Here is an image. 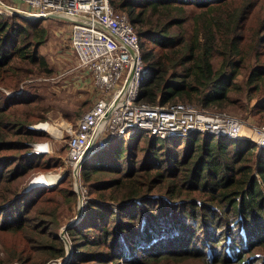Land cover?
I'll use <instances>...</instances> for the list:
<instances>
[{
  "label": "trees",
  "instance_id": "16d2710c",
  "mask_svg": "<svg viewBox=\"0 0 264 264\" xmlns=\"http://www.w3.org/2000/svg\"><path fill=\"white\" fill-rule=\"evenodd\" d=\"M111 3L117 10L127 13L139 35L143 60L152 70L141 90L143 100L162 104L187 102L204 110L214 106L222 109L231 102L233 87H239L235 79L242 68H247V84L251 90L264 85V65L260 63L264 17L259 16L255 26L246 24L254 11H264V0H111ZM48 19L34 20L0 13V86L17 89L34 72L51 74V68L38 50L49 38L48 28L43 24ZM249 37L251 39L245 42ZM17 103H8L0 87V165L4 161L3 151L13 144L27 156L32 146L25 143L37 133L23 128L31 121L29 118L8 112L9 104ZM136 135L141 136V133L135 132L131 139H136ZM150 136L146 161H133L135 154L131 153L127 158L125 153L133 147L122 143L113 149L107 161L81 165L83 184L89 189L88 209L95 212L88 213L89 217L68 229L73 236L72 242L80 247L110 243L112 248L96 254L75 253L78 256L75 264L97 258L103 261V256L113 264H120L122 259L130 261L126 251L118 245L123 238L149 225L150 230L145 232L149 237H153L149 232L159 231L160 237L166 238L183 224L195 230L203 225L219 230L218 235H227L226 238L230 237L233 242L241 240L244 228L247 239L242 237L241 248L233 245L235 251L232 248L231 253H235V258L226 255L224 260L244 257L264 247V155L259 154L260 160L254 167L256 144L236 143L226 136L200 132L184 138ZM137 139L141 142V138ZM161 145L168 151L164 153L167 158H161L157 151V146ZM141 149L143 146H136V150ZM27 168V165L22 166L17 173L14 168L8 173L3 169L0 172V230L23 234L14 247L15 255L10 259L0 258L1 264H47L64 257L67 252L59 235L45 225L61 226L58 220L60 201L55 202L56 195L73 204L77 194L70 183L59 182L56 186H44V190L31 199L33 203L26 202L20 182ZM105 171L116 172L117 176L109 179L94 176L105 174ZM47 197L54 203L51 206L54 210H41L30 217L31 206ZM138 200L154 201L151 212L142 214ZM109 203L115 204L117 210L113 211ZM221 217L226 218L224 224H221ZM109 221L113 222V227ZM233 226L235 229L231 231ZM27 245L39 253L37 261L25 252ZM196 252L188 251L190 254ZM223 252L224 245L217 255ZM168 254L149 252L144 254L149 257L141 259L140 263L167 259ZM254 257L250 256L249 263L259 260L257 256L252 259ZM260 258L264 264L263 253Z\"/></svg>",
  "mask_w": 264,
  "mask_h": 264
},
{
  "label": "rangeland",
  "instance_id": "374dc122",
  "mask_svg": "<svg viewBox=\"0 0 264 264\" xmlns=\"http://www.w3.org/2000/svg\"><path fill=\"white\" fill-rule=\"evenodd\" d=\"M0 2L4 4L0 5V13L6 15L15 14L9 10L6 5L23 10H26L28 7L24 1L0 0ZM125 14L127 15V13ZM259 16L264 17V11H254L246 21L247 26H255ZM43 24L48 28L49 38L38 48V50L39 53L45 57L48 66L51 68V74H46L47 72H34L33 75L22 81L17 89H7L0 86L1 89L5 91L8 103L19 102L13 105L9 104L8 112L21 115L26 119L29 118L31 121L23 128L37 132L32 140L25 143L32 146V151H29V154L26 156L23 155L24 151L16 144L9 146L3 151L5 155H3L4 161L1 162L0 165V172L3 169L4 173H8L10 169L14 168V173H17L22 166L27 165L29 167L26 170V175L22 178L23 181L20 182L21 179L19 178L17 182L21 183L22 192L26 194L24 195V200L26 202L30 200V203L34 202L31 200L34 196L44 190L45 185H38L37 187L29 186L31 185L32 180L38 176L48 174L58 175L59 180L56 185H58L59 182L63 185L66 183L71 184L72 189L77 194L75 203L72 204L69 200H64L62 196L59 195H56L55 199V202L58 200L60 201L58 220L61 226L56 228L50 223H47L45 226L48 227L53 234H58L59 238L62 239L65 245L66 241H68L71 246L69 259L67 258L66 252L64 257L50 260L47 264H65L63 262L66 259H68L66 264H70L71 262L72 264H75L78 259V256H75V253L96 254L102 251H109L112 248L110 243L100 245L86 244L84 247L77 246L72 242L71 238H73V236L68 230L70 227L78 225L85 217H89L88 213L95 212L90 210V208L88 209L87 203L90 201V196H88L87 193L89 189L83 184L84 180L82 178L81 166L79 167L77 174L79 187L76 184L75 168L77 166V161L83 152L82 149L84 148V143L91 137V134L88 132V130L91 129L85 127L83 116L92 107L96 100L102 96V94L94 84L90 72L86 68L80 66L77 55L70 45L71 23L68 19L65 17H53L43 21ZM245 33L250 35L247 30H245ZM250 39L251 37L246 39L245 42H248ZM148 42L149 44H153L151 40H148ZM260 50L263 51L260 57V63L264 65V41L261 42ZM247 73V68H242L241 73L235 79V82L239 87H233V90L230 92L231 102L222 107V109H219V106H214L205 108L204 110V108L196 106L200 108L199 110L208 113H226L245 126L241 129V133H244V136L247 139L240 137L243 134H239V136L234 138L228 137V132L223 130L213 131V134L214 136L222 135L229 139H234L233 142L236 143H246L249 141L252 142L251 144L253 145L256 144V148H254L255 167L260 160V155H264V150L258 147L255 140L258 138L256 137V132L253 131L255 128L264 127V85L257 90H251L250 85L247 84ZM80 111H82L80 115L81 118L77 116ZM246 122L255 126H249ZM43 125H48L49 128H58L61 132L60 134H55V132L52 133L51 130V132L48 131ZM136 133H141V136H135L136 139H131L132 137L128 140L122 137L114 138L106 147L87 157L82 164H84V162L88 164H100L105 162V160L107 161L111 157L113 149L122 143L128 145L132 144L131 147L133 148L125 153L127 158L129 157V153H131L132 155L135 154L132 156L133 161H140L141 159L142 161H146V155L148 154V150L146 149L148 147L147 144L151 140V136H145L146 134L142 132ZM137 138H141V142H139V139ZM248 138H251L252 140H249ZM37 145L44 146V148H40V151L38 152L37 150L34 151L33 148ZM136 146H143V149L136 150ZM173 146L176 147L177 143ZM180 147L182 148L183 145ZM157 151L161 154V158H167V155L164 153L168 151L164 145L157 146ZM16 156L21 157L15 159L14 157ZM24 156L26 157L24 158ZM102 156H105L103 160L97 162ZM174 157H178L176 150ZM4 165L6 166L5 168L3 167ZM164 166H166V164ZM104 173L105 174L96 173L94 176H99L103 179L117 176V173L112 171H105ZM78 192L81 193V197L78 195ZM48 198L49 197H47L45 201L36 202L31 206L30 217L35 216L41 210L49 212L54 210V208L51 207L54 203H50ZM151 202L154 201L148 200L147 203L140 200L137 201L140 210L143 212L142 214L151 212ZM145 204L147 207L149 206L148 209H145ZM109 206L113 211L117 210L115 204L109 203ZM78 214V220L64 231V238H62L61 236L64 226L68 222L74 220ZM218 214H220V212ZM123 219L130 220L127 217H123ZM221 219L223 220L221 224H224L226 218L221 217ZM55 222L57 223V218ZM108 223L110 224V227H113L112 221H109ZM219 223L220 222L218 221L217 224ZM153 224L156 225L155 222ZM207 224L210 225L209 223ZM118 225L119 224H116V226ZM150 226L151 225L145 226L143 231L122 239L118 247L126 251V257L127 259H130V261L124 262V259H122L120 264H143L140 263V260L149 257H145L144 254L150 252L152 255H156L163 251L170 253L168 254L167 259H163V257V260H153L151 264H262L260 254H264V247H260L250 254L246 253L244 257L234 260L223 259L226 255H231V257L235 258L236 255H234L235 253H231V250L233 248L235 251V247L241 248V244H243L242 237L243 240L247 239L244 228L241 230L243 233L241 240L233 242L234 240L230 237L226 238L227 235H218L219 230L210 227L207 229L204 228L203 225H200L196 230L192 229L190 225H179L176 227L178 231L166 238H161V235L158 234L159 231L149 232V235L153 234V237L146 236L145 232L150 230ZM234 229L235 226H233L231 231ZM233 235L234 234H232V236ZM22 236V232L0 230V258L5 257L6 259H10V256L15 255L14 247L22 240ZM155 238H157V240ZM148 240H150V243H148ZM222 245L225 246V252L217 255L218 250L222 249ZM233 245H235V247H233ZM192 250H196L197 252L195 254L188 253V251ZM25 252L29 253V256H31L33 260L37 261L39 259V253L31 249L30 245L26 246ZM250 256H257L259 260L255 262L252 260L251 263H249ZM103 257V261H101V258H97L91 262L80 264H97V262L99 264H113L109 261L110 259H105V256ZM255 257L252 259H255ZM14 264L17 263L15 262Z\"/></svg>",
  "mask_w": 264,
  "mask_h": 264
},
{
  "label": "built area",
  "instance_id": "2783aa9c",
  "mask_svg": "<svg viewBox=\"0 0 264 264\" xmlns=\"http://www.w3.org/2000/svg\"><path fill=\"white\" fill-rule=\"evenodd\" d=\"M18 1L26 2L28 7L24 11L30 18L52 14L68 19L70 45L80 66L90 72L102 94L83 116L91 137L84 141L82 154L86 150L87 153L82 162L114 138L128 140L138 131L167 139L223 130L228 137L243 134L240 137L246 138L241 133L245 126L226 113H208L187 102L162 104L141 98L142 87L152 70L143 60L134 25L111 0ZM253 131L258 137L255 139L258 147L264 150V127Z\"/></svg>",
  "mask_w": 264,
  "mask_h": 264
},
{
  "label": "water",
  "instance_id": "95a60500",
  "mask_svg": "<svg viewBox=\"0 0 264 264\" xmlns=\"http://www.w3.org/2000/svg\"><path fill=\"white\" fill-rule=\"evenodd\" d=\"M0 5H4V4L0 2ZM6 7H7L9 10H11L12 12H14L15 14H17V15H20V16H23V17H28L27 14H26V12H25L23 9H19V8H15V7L7 6V5H6ZM53 17L55 18V15L48 14V15H42V16H39L38 18H41V19H48V18H53ZM221 133H224V132H221ZM209 134H213V130H209ZM86 153H87V150L82 154V157H81V159L79 160V162H77V166H76V168H75V178H76V184H77V185H78V176H77V174H78V170H79V167L81 166L82 160H83V158L85 157V154H86ZM78 187H79V185H78ZM78 195L81 197V193H80V192H78ZM78 217H79V214H78V216H76V217L74 218V220L68 222V223L64 226V228H63V230H62V236H61L62 238H64V236H63L64 231H65L67 228H69L70 226H72V225L78 220ZM65 241H66V239H65ZM66 245H67V258L69 259V256H70V254H71V246L69 245L68 241H66ZM68 259H66L63 263L66 264L67 261H68Z\"/></svg>",
  "mask_w": 264,
  "mask_h": 264
},
{
  "label": "bare ground",
  "instance_id": "6f19581e",
  "mask_svg": "<svg viewBox=\"0 0 264 264\" xmlns=\"http://www.w3.org/2000/svg\"><path fill=\"white\" fill-rule=\"evenodd\" d=\"M28 17H31V16L28 15ZM44 127L47 128L48 131L51 130L52 133L55 132V134L56 133L57 134H60V132H61L58 128H54V127L49 128L48 125H45ZM37 146H39V148H44V146H41V145H37ZM90 154L88 156H90ZM58 180H59V176L58 175L48 174V175L38 176L37 178H35L34 180H32L31 185H29V186L30 187H35V186L37 187L38 185L54 186V185L57 184Z\"/></svg>",
  "mask_w": 264,
  "mask_h": 264
},
{
  "label": "clouds",
  "instance_id": "9594fccd",
  "mask_svg": "<svg viewBox=\"0 0 264 264\" xmlns=\"http://www.w3.org/2000/svg\"><path fill=\"white\" fill-rule=\"evenodd\" d=\"M36 150H37V152H38V151H40V148H39V146H36Z\"/></svg>",
  "mask_w": 264,
  "mask_h": 264
},
{
  "label": "crops",
  "instance_id": "0c3cea01",
  "mask_svg": "<svg viewBox=\"0 0 264 264\" xmlns=\"http://www.w3.org/2000/svg\"><path fill=\"white\" fill-rule=\"evenodd\" d=\"M33 149H34V151H35V150H36V147H34Z\"/></svg>",
  "mask_w": 264,
  "mask_h": 264
}]
</instances>
